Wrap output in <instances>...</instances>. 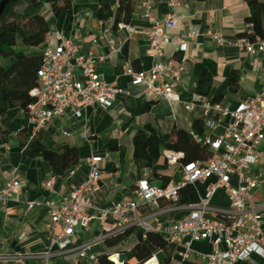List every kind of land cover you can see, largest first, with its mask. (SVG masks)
<instances>
[{
	"label": "crops",
	"instance_id": "0c3cea01",
	"mask_svg": "<svg viewBox=\"0 0 264 264\" xmlns=\"http://www.w3.org/2000/svg\"><path fill=\"white\" fill-rule=\"evenodd\" d=\"M145 1L134 0L135 11L129 24L136 30L133 36L127 30L113 29L111 22L98 20V0H72L71 9L58 18L53 16L48 7V16L43 12L51 29L62 32L80 44L84 53L93 51L107 57L100 69L105 74L106 81L116 83L121 91L111 108L89 107L84 110L82 118L76 117L75 112L69 110L40 134V137L56 146L67 144L78 150L80 165L56 178V190L64 185L70 188L81 186L88 178V157L95 155L101 159L100 186L92 196L95 208H112L115 202L128 198L129 190L141 180H148L160 187L167 181L175 184L181 182V166L167 164L162 152L164 149L155 143L148 149L152 166L139 168L134 160V137L138 132L150 136L170 134L175 129L192 132L197 120L208 118L202 102L195 103L193 108L184 104L195 102L190 83L196 66L207 61L217 68L210 96L203 101L210 102L214 97L222 96L217 104L236 107L261 91L260 78L247 54L235 45L221 47L207 35L210 31L220 30L226 40L235 41L239 33L243 32L249 15L245 0H182L179 8L181 18L177 27L170 32L172 43L165 49L163 58L164 61L183 63L191 70V74L185 76L181 83L182 102L170 103L147 95L143 86L135 85L126 75L129 65L135 70H149L152 64L146 53L151 25L143 18ZM152 12L156 19L168 15L171 12L168 0H153ZM193 28L200 29L202 35L189 41L185 52L180 51L175 42L176 37ZM106 31L108 33L105 35ZM95 40H98L97 44L94 43ZM111 42L116 47L115 50L111 48ZM121 44L123 50L119 52L117 48ZM233 70L240 74L237 92L230 91L229 87V76ZM215 117L214 112L209 114V118ZM26 120L25 110L18 104L10 103L8 113L1 121L9 131V137L4 142L0 136V183L16 177L22 182L23 188L16 199L0 202V264H44L43 259L38 256L48 252L50 248V213L45 203L49 200L61 202L57 195H52L44 188V183L52 176L51 165L42 155L23 159L27 137L22 132V127ZM225 123L226 120H222L221 126L214 131L215 135L223 134ZM64 132H68L70 136H65ZM254 171L264 174V145L259 150V161ZM208 185V182L197 184L195 200L205 195ZM254 199L264 200V184L256 191ZM32 202L36 206L28 210L27 206ZM211 205L228 209L230 201L227 194L219 190ZM96 213L95 209L89 211L91 216ZM182 215V212H176L163 215L159 220L167 222L179 219ZM114 226L115 222L112 220H93L88 228L80 230L76 243L98 238ZM134 229L133 233L114 247L109 248L105 240L98 242L85 260H80L78 252H69L54 256L51 264H98L100 256L112 254H126L125 264H139L132 254V248L142 231ZM193 249L200 253H210L212 246L209 242H200L194 243ZM57 251L58 248L55 247L53 252ZM153 256H156L159 264L182 262L175 253L169 261L162 251H157ZM190 261L197 264L194 260ZM244 264H264V258L259 254H252Z\"/></svg>",
	"mask_w": 264,
	"mask_h": 264
},
{
	"label": "built area",
	"instance_id": "2783aa9c",
	"mask_svg": "<svg viewBox=\"0 0 264 264\" xmlns=\"http://www.w3.org/2000/svg\"><path fill=\"white\" fill-rule=\"evenodd\" d=\"M168 5L171 12L162 19H156L152 12L153 0L144 2L143 18L151 25L146 53L152 64L149 70H135L129 65L126 75L135 85L143 86L147 95L180 103L181 83L191 70L183 63L163 60L165 49L172 43L170 32L181 18L179 8L182 0H168ZM118 29L127 30L130 36L136 33L129 24H120ZM243 32L245 36H238L233 42L226 40L220 30L210 31L207 35L221 47L235 45L247 54L260 78L261 91L236 107L201 101L197 95L195 102L184 103L186 107L193 108L201 101L208 117L204 132L193 134V140L200 146L205 160L183 164V153L164 149L162 152L167 164L181 166V182L160 187L141 180L129 190L128 198L115 202L110 209L95 208L93 205L92 196L99 190L102 176L99 157H88V178L77 188L64 185L56 190V178L51 176L44 183V188L57 195L61 202L49 200L45 203L50 213V248L38 256L44 264H51L54 256L69 252H78L80 260H85L98 242L131 228H139L144 239L149 232L162 235L175 246V254L182 261L244 264L252 254L264 258V200L254 199L256 191L264 184V174L254 171L259 161V150L264 145V39L253 37V25L250 23H244ZM107 33L104 32L105 35ZM200 35V29L193 28L177 36L175 42L179 50L185 52L188 42ZM97 42L94 41L95 44ZM110 45L113 50L116 49L112 42ZM117 49L122 52L123 44ZM41 52L43 64L37 72L38 84L31 92L33 102L25 110L27 120L22 127L27 137L24 149L67 111L73 110L76 117L82 118L84 110L89 107L111 108L121 93L116 83L106 81L100 69L107 57L93 51L84 53L80 44L62 32L51 29ZM211 112L215 113L214 119L209 118ZM222 120H226L224 132L215 135L214 131L221 126ZM64 135L70 136L68 132ZM199 182L209 183L205 195L196 202L181 204L180 189L191 185L197 191ZM22 188V182L16 177L0 183V202L16 199ZM219 190L228 196V209L211 205ZM35 206L36 203H29L27 209L32 210ZM91 209L97 211L95 216L89 214ZM176 212L183 213L181 218L167 222L159 220L163 215ZM93 220H112L115 226L98 238L77 244L80 230L88 228ZM200 242H209L212 251H195L193 244ZM55 247L58 248L56 253L53 252ZM152 257L156 256L141 264Z\"/></svg>",
	"mask_w": 264,
	"mask_h": 264
},
{
	"label": "trees",
	"instance_id": "16d2710c",
	"mask_svg": "<svg viewBox=\"0 0 264 264\" xmlns=\"http://www.w3.org/2000/svg\"><path fill=\"white\" fill-rule=\"evenodd\" d=\"M245 2L249 9L245 23L253 25V37L264 39V0H245ZM71 4L72 0H12L0 17V136L4 142L9 137V131L1 124V121L8 113L9 104H18L21 109L26 110L33 102L31 92L38 84L37 72L43 64V54L36 50H41L51 30L48 20L43 15V10L48 7L53 16L58 18L63 12L71 9ZM98 5V20L111 22L113 29H118L120 24L132 22L135 11L134 0H98ZM7 14L13 15L14 18L3 21ZM238 36L244 37L245 33L241 32ZM216 74L215 64L204 61L196 66L190 83V91L201 97V101L207 99L210 96ZM239 82L240 74L233 70L229 76L230 91L237 92ZM221 99L222 96L214 97L210 103L220 102ZM204 124L205 120H197L192 132L175 129L172 133L162 136H150L144 132H138L134 137L136 165L139 168L152 166L148 149L153 143L161 149L183 153L184 157L181 160L183 164L205 160L200 146L193 140V134L204 132ZM39 155H42L51 165V175L54 178L62 177L80 165L77 148L67 144L56 146L40 136L34 138L24 149L23 159L35 158ZM169 183L167 181L161 187H166ZM195 191L191 185L181 188L180 203L196 202ZM134 231V228L128 229L116 237L105 239V243L109 248L114 247ZM175 250V246L165 237L149 232L146 239L142 238V233L139 234L138 241L132 248V254L141 263L157 251H162L169 261L173 258ZM98 264L113 263L109 260V255H102L99 257ZM181 264L194 263L182 261Z\"/></svg>",
	"mask_w": 264,
	"mask_h": 264
},
{
	"label": "water",
	"instance_id": "95a60500",
	"mask_svg": "<svg viewBox=\"0 0 264 264\" xmlns=\"http://www.w3.org/2000/svg\"><path fill=\"white\" fill-rule=\"evenodd\" d=\"M12 0H2L0 3V17L4 14L7 6L10 4ZM109 260L113 264H125L126 263V254H112L109 256ZM145 264H158V260L156 257H152Z\"/></svg>",
	"mask_w": 264,
	"mask_h": 264
},
{
	"label": "rangeland",
	"instance_id": "374dc122",
	"mask_svg": "<svg viewBox=\"0 0 264 264\" xmlns=\"http://www.w3.org/2000/svg\"><path fill=\"white\" fill-rule=\"evenodd\" d=\"M48 8H46V10L44 9L43 10V12H44V14L46 15V16H48ZM14 17H13V15H11V14H7L6 16H5V18H4V20L3 21H9V20H12ZM36 52H39V53H41V50L40 49H38V50H36Z\"/></svg>",
	"mask_w": 264,
	"mask_h": 264
},
{
	"label": "bare ground",
	"instance_id": "6f19581e",
	"mask_svg": "<svg viewBox=\"0 0 264 264\" xmlns=\"http://www.w3.org/2000/svg\"><path fill=\"white\" fill-rule=\"evenodd\" d=\"M139 264H141V263H139Z\"/></svg>",
	"mask_w": 264,
	"mask_h": 264
}]
</instances>
